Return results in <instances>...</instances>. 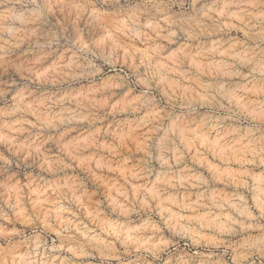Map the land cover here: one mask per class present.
I'll use <instances>...</instances> for the list:
<instances>
[{
    "label": "clouds",
    "instance_id": "9594fccd",
    "mask_svg": "<svg viewBox=\"0 0 264 264\" xmlns=\"http://www.w3.org/2000/svg\"><path fill=\"white\" fill-rule=\"evenodd\" d=\"M0 264H264V0H0Z\"/></svg>",
    "mask_w": 264,
    "mask_h": 264
}]
</instances>
